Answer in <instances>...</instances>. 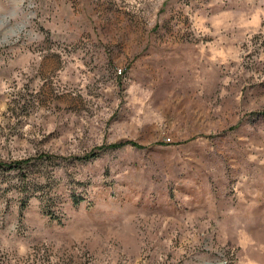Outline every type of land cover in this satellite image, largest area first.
<instances>
[{"label": "rangeland", "instance_id": "374dc122", "mask_svg": "<svg viewBox=\"0 0 264 264\" xmlns=\"http://www.w3.org/2000/svg\"><path fill=\"white\" fill-rule=\"evenodd\" d=\"M0 18V264H264V0Z\"/></svg>", "mask_w": 264, "mask_h": 264}, {"label": "clouds", "instance_id": "9594fccd", "mask_svg": "<svg viewBox=\"0 0 264 264\" xmlns=\"http://www.w3.org/2000/svg\"><path fill=\"white\" fill-rule=\"evenodd\" d=\"M12 16H15L16 13L15 11H13L11 13ZM5 23L4 19L3 18H0V26H3V24ZM23 27L24 25L21 24V23H17L14 27H10L9 31H10V34L12 36H15L17 34L18 31H22L23 30Z\"/></svg>", "mask_w": 264, "mask_h": 264}, {"label": "trees", "instance_id": "16d2710c", "mask_svg": "<svg viewBox=\"0 0 264 264\" xmlns=\"http://www.w3.org/2000/svg\"><path fill=\"white\" fill-rule=\"evenodd\" d=\"M26 162L27 161H13L11 163H8L7 165H8V167H20V166H22L24 164H27ZM4 164H6V163H4Z\"/></svg>", "mask_w": 264, "mask_h": 264}]
</instances>
